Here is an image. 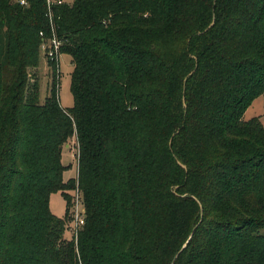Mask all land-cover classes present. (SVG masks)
Masks as SVG:
<instances>
[{"label": "trees", "instance_id": "obj_1", "mask_svg": "<svg viewBox=\"0 0 264 264\" xmlns=\"http://www.w3.org/2000/svg\"><path fill=\"white\" fill-rule=\"evenodd\" d=\"M25 1L0 0V264H264V0ZM52 36L69 109L54 63L30 81Z\"/></svg>", "mask_w": 264, "mask_h": 264}, {"label": "rangeland", "instance_id": "obj_2", "mask_svg": "<svg viewBox=\"0 0 264 264\" xmlns=\"http://www.w3.org/2000/svg\"><path fill=\"white\" fill-rule=\"evenodd\" d=\"M64 2L70 3L72 0H63ZM55 64V81L59 82L58 85V99L59 104L64 109H69L73 105V97L70 92V73L72 71V64L70 60V56L67 54H60L58 59L59 73L57 71V66L55 61L52 62ZM52 66L45 63V60L41 54L40 62L36 68H32L30 70V74L32 78H30L31 82L34 81L35 78L39 81V98L40 101L47 96L50 84L52 82ZM252 117H258L264 126V98L263 95L256 97L250 106L246 109L243 119L247 120ZM77 151L76 138L73 136L69 143L63 147L61 153V162L67 168L63 172V180L67 181L71 178L76 177V159L75 154ZM72 201V200H71ZM49 206L51 212L57 216L62 218L66 212V202L60 192H54L50 195L49 198ZM71 207V206H70ZM69 215L70 211L68 210ZM72 222V221H70ZM70 230L65 232V236L69 238L71 235Z\"/></svg>", "mask_w": 264, "mask_h": 264}, {"label": "built area", "instance_id": "obj_3", "mask_svg": "<svg viewBox=\"0 0 264 264\" xmlns=\"http://www.w3.org/2000/svg\"><path fill=\"white\" fill-rule=\"evenodd\" d=\"M20 4L25 5V0H17ZM63 0H46V4L48 8H50L51 5L54 3L61 4L63 3ZM59 46L60 42L52 36L48 40H42V43L40 45V51L41 54L45 60V63L48 64L49 62L56 63L57 71H59L58 66V59H59ZM49 65V64H48ZM59 73V72H58ZM77 153V151H76ZM76 159V178H77V157L75 154ZM70 211V217H71V230L74 232V236H77V229L83 226L84 224V207L82 203V195L80 190L78 189V183L76 181V186L74 191L72 192V201H71V207H69Z\"/></svg>", "mask_w": 264, "mask_h": 264}]
</instances>
